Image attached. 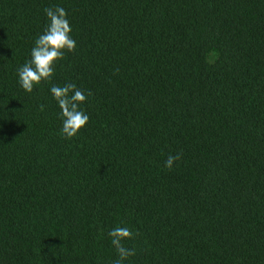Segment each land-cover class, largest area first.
<instances>
[{"label":"trees","instance_id":"obj_1","mask_svg":"<svg viewBox=\"0 0 264 264\" xmlns=\"http://www.w3.org/2000/svg\"><path fill=\"white\" fill-rule=\"evenodd\" d=\"M57 5L71 140L49 83L16 84ZM114 225L124 264H264V0H0V264H113Z\"/></svg>","mask_w":264,"mask_h":264},{"label":"clouds","instance_id":"obj_2","mask_svg":"<svg viewBox=\"0 0 264 264\" xmlns=\"http://www.w3.org/2000/svg\"><path fill=\"white\" fill-rule=\"evenodd\" d=\"M43 15L46 24L33 38L24 62L15 68L16 84L23 93L31 94L42 82L49 83L50 99L58 109V131L63 139L71 140L89 122V115L82 107L88 94L72 82H65L63 85L50 82L54 78L57 63L63 60L66 53L76 50L77 41L73 38V28L64 7H45ZM180 158L179 153L170 154L163 166L171 170ZM107 236L118 255L113 264H124L129 257L135 255L133 248L123 244V241L133 238L129 227L114 225L108 229Z\"/></svg>","mask_w":264,"mask_h":264}]
</instances>
